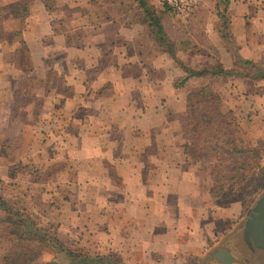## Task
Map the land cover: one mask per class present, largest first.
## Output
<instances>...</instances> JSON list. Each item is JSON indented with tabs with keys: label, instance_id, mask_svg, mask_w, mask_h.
<instances>
[{
	"label": "crops",
	"instance_id": "1",
	"mask_svg": "<svg viewBox=\"0 0 264 264\" xmlns=\"http://www.w3.org/2000/svg\"><path fill=\"white\" fill-rule=\"evenodd\" d=\"M216 2L198 0L186 18L147 6L178 61L247 73L219 78L223 102L247 104L248 88L264 98V78L239 61L264 69V0H230L227 37ZM144 15L138 0H0V194L26 200L64 242H94L127 264H214L222 234L253 204L211 195L209 176L183 153L186 87L173 84L184 72Z\"/></svg>",
	"mask_w": 264,
	"mask_h": 264
},
{
	"label": "trees",
	"instance_id": "2",
	"mask_svg": "<svg viewBox=\"0 0 264 264\" xmlns=\"http://www.w3.org/2000/svg\"><path fill=\"white\" fill-rule=\"evenodd\" d=\"M229 1L217 0L216 2L217 17L221 23L220 31L223 37L228 36L225 8ZM138 2L144 10V17L149 21L150 38L174 58L184 72L173 84L175 88L186 87V108L180 121L182 133L186 137L183 153L192 160H209L214 157L218 161V151L201 147L199 141L203 135L221 136L239 155L237 170L231 177L223 178L222 183L224 184V180H230L242 188L240 182L253 175L255 170L261 166L262 149L255 147L247 139L245 131L231 111L221 109V95L216 87V82L221 80L219 78L224 75L233 73L237 76H248L247 73L227 71L220 63L192 68L178 61L175 57L174 45L164 32L160 16L155 13L152 7L147 6V0H138ZM164 6L169 10L166 5ZM239 61L244 67L254 68V78H264L263 68L247 59H239ZM21 65L22 59H18V62L16 60V66ZM199 78H206L210 82L194 86L189 85L191 79ZM200 114L204 117L203 122ZM212 177L213 185L210 188V194L218 196L221 188L216 191L215 185L220 180L214 172V168ZM259 188L263 189L264 183H261ZM242 192L245 196V189H242ZM0 231L2 234L11 237L13 241V245L6 250L1 258L0 264H32L43 254L46 258L41 264H124L119 257L112 253L91 252L87 248L64 242L51 227L40 223L30 211L19 207L13 200L5 199L1 194Z\"/></svg>",
	"mask_w": 264,
	"mask_h": 264
},
{
	"label": "rangeland",
	"instance_id": "3",
	"mask_svg": "<svg viewBox=\"0 0 264 264\" xmlns=\"http://www.w3.org/2000/svg\"><path fill=\"white\" fill-rule=\"evenodd\" d=\"M190 14L184 16L183 18L188 17ZM173 17L174 16H171L169 14L167 17V20H174L175 18ZM250 93L255 94V95L253 94L250 95V96H253L252 99L248 98V95ZM257 94L258 92L255 91V88H253L251 91L248 88L247 92H242L241 99L244 96H247L245 98V100L247 101V104L243 103L242 105H238V107L237 105L229 106L228 104L222 101V96H221V109L223 111H228V110L231 111L235 115L236 119L239 121L243 130L245 131L247 139H249L255 147L262 149V158L260 159L261 166L255 170V173L253 175L247 177L246 180H242L240 182V185L242 186V188L239 187L236 183L230 182V180H227V181L224 180V184L222 183L223 178L231 177L239 166V155L233 151L231 145L226 143V141L221 136L217 137V136L203 135L199 141V145L201 147H205L210 150H215V151H218L219 153L218 161H216L214 157L213 159L210 158L209 160H197V161L201 165L199 167V170L203 172L205 175L209 176L208 178H209L211 187L213 185L212 170L214 168V172L218 175L219 180L222 183V186H220L221 184L220 182L216 184L215 190L218 191V189L220 190L221 188L220 194L218 196H220L221 194L225 195L226 197L223 200L227 203L233 202L232 200H234L236 194L243 195L242 189H245V192L248 193V194L245 193L246 198L250 197L251 199L249 200V202L251 201L252 204L254 205L256 200L260 197V195L264 191V188L263 189L259 188V185L261 183H264V98L258 99ZM262 94H264V92ZM223 97L225 98V95H223ZM200 117L202 118V122H203L204 117L202 116V114H200ZM178 131L180 135L178 137L177 142L184 145L186 143V137L183 135L182 129L180 126L178 127ZM22 170H24V167H22ZM25 171H28L34 176L41 175L38 168L26 167ZM8 183H12V182H8ZM6 188L9 191L8 193H11L14 190L13 184H7ZM13 201H15L19 207H23L26 210H28L27 208L29 207V204H27L26 200L16 198ZM31 213L35 216L33 212ZM232 231L230 230L228 232L227 230L222 234V238L219 241L221 242L220 245L235 235L234 232L231 233ZM86 243L83 242V244H86L84 245V248H87L91 252H99L103 254L112 253L115 256L119 257L123 261L124 264H127L119 254L112 251L110 248H105V250L104 249L102 250L100 248V245H94V242L93 243L86 242ZM12 245H13V241L11 237L2 234L0 231V262L6 250L10 249ZM44 258H46V256L43 254L36 260V262L32 264H41ZM203 263H205V258L198 259V261L193 264H203Z\"/></svg>",
	"mask_w": 264,
	"mask_h": 264
},
{
	"label": "flooded vegetation",
	"instance_id": "4",
	"mask_svg": "<svg viewBox=\"0 0 264 264\" xmlns=\"http://www.w3.org/2000/svg\"><path fill=\"white\" fill-rule=\"evenodd\" d=\"M248 215L234 236L225 241L219 248L214 264H263L264 263V227L260 233L262 222L257 219L247 226ZM218 248V249H219Z\"/></svg>",
	"mask_w": 264,
	"mask_h": 264
},
{
	"label": "built area",
	"instance_id": "5",
	"mask_svg": "<svg viewBox=\"0 0 264 264\" xmlns=\"http://www.w3.org/2000/svg\"><path fill=\"white\" fill-rule=\"evenodd\" d=\"M156 3L166 5L169 10L178 17L190 14L196 7L198 0H153Z\"/></svg>",
	"mask_w": 264,
	"mask_h": 264
},
{
	"label": "water",
	"instance_id": "6",
	"mask_svg": "<svg viewBox=\"0 0 264 264\" xmlns=\"http://www.w3.org/2000/svg\"><path fill=\"white\" fill-rule=\"evenodd\" d=\"M257 219H260L262 224L260 225V233L262 234V227H264V191L260 195V197L256 200L255 204L252 206L247 219V226H250L255 222ZM224 252L221 250L220 253Z\"/></svg>",
	"mask_w": 264,
	"mask_h": 264
}]
</instances>
